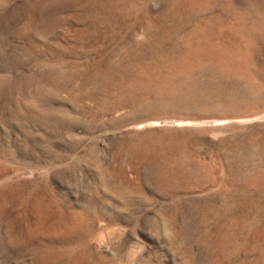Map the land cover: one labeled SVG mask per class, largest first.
<instances>
[{
    "label": "rangeland",
    "instance_id": "374dc122",
    "mask_svg": "<svg viewBox=\"0 0 264 264\" xmlns=\"http://www.w3.org/2000/svg\"><path fill=\"white\" fill-rule=\"evenodd\" d=\"M0 264H264V0H0Z\"/></svg>",
    "mask_w": 264,
    "mask_h": 264
}]
</instances>
